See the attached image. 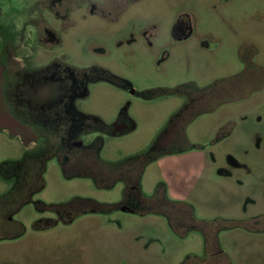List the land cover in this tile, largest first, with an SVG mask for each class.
<instances>
[{
	"label": "rangeland",
	"instance_id": "1",
	"mask_svg": "<svg viewBox=\"0 0 264 264\" xmlns=\"http://www.w3.org/2000/svg\"><path fill=\"white\" fill-rule=\"evenodd\" d=\"M175 23L190 27L188 38L172 37ZM0 65L2 101L36 135V125L63 124L73 95L66 65L101 66L127 81L132 90L97 80L72 98L82 115L111 125L121 113L132 124L114 137L78 135L83 145L103 138L104 162L147 149L176 117L162 143L184 128L193 146L150 163L142 191L164 183L168 199L190 204L209 231L207 246L202 232L181 237L164 216L92 212L82 202L87 213L49 223L56 215L39 202L113 204L124 188L67 179L51 159L44 186L14 216L22 236L0 240V264H264V0H0ZM198 87L211 93L185 109L184 94ZM19 134L0 130V168L38 148ZM187 143L179 137L174 148ZM11 182L0 177V195Z\"/></svg>",
	"mask_w": 264,
	"mask_h": 264
},
{
	"label": "trees",
	"instance_id": "2",
	"mask_svg": "<svg viewBox=\"0 0 264 264\" xmlns=\"http://www.w3.org/2000/svg\"><path fill=\"white\" fill-rule=\"evenodd\" d=\"M66 67L71 69L73 95L72 93L68 94L67 100L64 101L66 106L64 107L63 104L61 111H64L66 115L63 118L68 120L54 132L38 127V125L34 126L39 134L38 148L26 153L18 165L5 163L4 168H0V177L12 181L11 188L0 195V231L8 227L5 229V233L0 234V240L16 239L22 236L24 227L20 222L13 219V215L29 203L32 196L42 189L46 164L51 159H57L63 175L68 179L88 177L100 189H111L120 181L124 183L122 197L118 203H97L79 198L73 200L72 203L87 204L92 212L107 213L122 209L138 216L150 214L164 216L171 230L177 235L185 237L191 231H200L204 235L205 245L208 246L209 231H204L203 227L208 223L195 216L194 209L190 204L169 200L166 195L165 184L162 182L156 184L151 195H146L142 191V175L150 163L165 154L180 153L192 148V145L189 144L188 146L187 144L185 148L178 151H166V147L162 143L163 135L172 126L176 117L163 127L147 149L120 162H104L99 156L103 146L102 137H96L87 146L74 145L68 139L66 133L71 132L77 126L83 133L108 134L111 130V127L99 118L79 113L73 105L72 98L86 95V82L104 80L124 88L130 84L101 66H93L88 69H81L72 65H66ZM70 110L73 112L71 115L69 114ZM69 205L41 203L40 210L61 213ZM218 254H221V251H218Z\"/></svg>",
	"mask_w": 264,
	"mask_h": 264
},
{
	"label": "flooded vegetation",
	"instance_id": "3",
	"mask_svg": "<svg viewBox=\"0 0 264 264\" xmlns=\"http://www.w3.org/2000/svg\"><path fill=\"white\" fill-rule=\"evenodd\" d=\"M189 31H190V27L189 26H183V27H180L178 24H174L173 26H172V28H171V33H172V37L174 38V39H176V40H184V39H186V38H188V33H189ZM177 35H179L178 37H177ZM96 82V81H95ZM88 83H93V82H86V84H88ZM111 84V83H110ZM112 85H114V84H112ZM186 85H188V87H189V85H191L190 83H187ZM185 85V86H186ZM116 86V85H115ZM124 88V87H123ZM126 89H128V90H132V88L130 87V85L128 86V87H126ZM157 90H160V91H162V92H164V91H167V90H165V89H157ZM176 90V89H175ZM168 91H171L172 92V90H168ZM72 93V92H71ZM70 93V94H71ZM208 94V93H211V92H207L206 91V87H203V88H200V87H198V88H192L191 90H190V92H188L187 91V93H186V95L184 94V96H185V98H186V103H185V105L183 106L184 108L185 107H189L191 104H195L196 103V101H197V99L199 100V99H201L202 98V96H204L205 94ZM3 92H2V96H3ZM188 99H189V104H188ZM188 104V105H187ZM208 105H212L211 107H212V109H214L215 108V104L214 103H212V101L211 102H209V103H207ZM207 105V106H208ZM66 105L64 104V107H65ZM201 104L199 105V107L197 108V110H200L201 109ZM76 109V108H75ZM186 109V108H185ZM77 110V109H76ZM78 111V110H77ZM79 112V111H78ZM73 112L70 110V115L72 114ZM80 113V112H79ZM202 113H206V112H202ZM193 114V113H192ZM72 118V117H71ZM16 119V118H15ZM17 120V119H16ZM66 120H68V119H64V121H63V124L65 123V121ZM19 121V120H18ZM21 124H22V122L21 121H19ZM183 123V122H182ZM182 123H180L179 125H181ZM189 123V122H188ZM62 124V125H63ZM113 124H116L117 126H125L126 127V129H125V131L122 133V134H124V133H127V132H129L130 130H131V128H132V124L130 123V121H129V119L124 115V114H118V116H117V119L115 120V122L114 123H112L111 125H109L110 127H111V130H110V132L108 133V134H103V135H109V136H111V131H112V129H113V127H112V125ZM22 125H24V124H22ZM108 125V124H107ZM24 126H26V125H24ZM0 130H4V129H0ZM133 130V129H132ZM183 131H178V132H176L175 134H174V136L173 137H171V138H169L168 140V142L167 143H164L163 145L166 147V151L167 152H172V151H168V146H172V148H173V151H178V150H180V149H182V148H178V149H175L174 148V144L177 142V138H181V139H183L184 140V142H188L187 144H190V145H192V143H190L188 140H187V137H186V134H185V132H184V128L182 129ZM89 133H93V132H89ZM94 133H99V132H94ZM10 134V133H9ZM66 134H68L67 136H68V139L71 141V142H73V144L75 145H83L82 143H81V141L78 139V135H83V134H88V133H83L81 130H80V128L77 126V127H75V128H73L72 130H71V132H69V133H66ZM99 134H102V133H99ZM121 135V134H120ZM34 136H36V138L37 139H34V140H36V141H38V138H39V134H32V133H30V136L29 137H34ZM97 137H101L100 135L99 136H97ZM103 139V138H102ZM84 146H87V145H84ZM185 146V145H184ZM193 146V145H192ZM57 160V159H56ZM60 169H61V166H60ZM61 172H62V169H61ZM62 174H63V172H62ZM64 176V175H63ZM65 177V176H64ZM73 178H75V177H73ZM68 179V178H67ZM70 179V178H69ZM12 183V182H11ZM123 183V182H122ZM123 185H124V183H123ZM11 186H12V184H11ZM11 188V187H10ZM9 188V189H10ZM8 189V190H9ZM7 190V191H8ZM6 191V192H7ZM5 192V193H6ZM4 194V193H3ZM34 196V195H33ZM32 196V197H33ZM76 199H78V198H76ZM75 200V199H74ZM73 202V200L71 201V202H69V203H67V204H70L68 207H67V209L66 210H64L63 212H61V213H57V212H51L52 214L53 213H55V215H56V219H47L48 221H49V223H52V222H61V223H63V224H69V223H71L78 215H82V214H85V213H87L88 212V210L87 209H81V208H77L78 207V205H81V202H75V203H72ZM120 202V201H119ZM31 203V200H30V202L29 203H27L26 205H28V204H30ZM72 203V204H71ZM39 204H41V202H39L37 205H35V207H36V209L38 210V211H43V210H39V208H38V206H39ZM26 205H24V206H26ZM23 206V207H24ZM89 206V205H88ZM119 210H121V211H123V212H126L125 210H122V209H119ZM115 211V210H114ZM50 212V211H49ZM112 212V211H111ZM108 213V212H107ZM126 213H130V212H126ZM16 214V213H15ZM15 214L13 215V219H14V216H15ZM132 214V213H131ZM146 216V215H145ZM16 220V219H15ZM16 221H18V220H16ZM19 222V221H18ZM21 223V222H20ZM22 224V223H21ZM23 225V224H22ZM24 227V226H23ZM207 253H209V252H207ZM208 256H210V255H208ZM207 256V257H208Z\"/></svg>",
	"mask_w": 264,
	"mask_h": 264
},
{
	"label": "water",
	"instance_id": "4",
	"mask_svg": "<svg viewBox=\"0 0 264 264\" xmlns=\"http://www.w3.org/2000/svg\"><path fill=\"white\" fill-rule=\"evenodd\" d=\"M1 69V65H0ZM2 84H3V79L1 75V70H0V129L8 130L10 135H18L19 131L23 133L19 134L21 138H23V143L26 144L27 142L31 141L32 139H36V136L34 137H29L30 136V128L27 126L22 125L18 120H16L13 115L10 113L7 105L2 101ZM113 129L111 131V136H117L122 134L126 127L125 126H117L116 124L112 125Z\"/></svg>",
	"mask_w": 264,
	"mask_h": 264
}]
</instances>
